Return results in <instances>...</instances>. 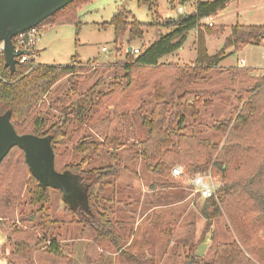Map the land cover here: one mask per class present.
Masks as SVG:
<instances>
[{
    "label": "rangeland",
    "instance_id": "rangeland-1",
    "mask_svg": "<svg viewBox=\"0 0 264 264\" xmlns=\"http://www.w3.org/2000/svg\"><path fill=\"white\" fill-rule=\"evenodd\" d=\"M195 1L183 3L175 0V7L172 8L170 0H158L156 8L151 11L148 6L139 5L138 0H81L68 9L70 13L67 14L73 15L75 21L69 19L43 24L36 62L76 63L80 68L75 76H66L54 84L44 97L47 106L44 114L48 124L65 118L63 109L73 94V84L79 93H84L98 81H103L101 92L104 95L95 116L84 121L70 116L66 135L60 136L55 146L60 166L81 163L82 169L93 170L117 165L118 173L96 186L92 202L111 217L120 240L118 243L110 239L98 240L93 229L80 223L67 210L66 202L72 207L86 203L84 185L77 176L68 172L55 175V180L65 191L63 193L59 188L52 187L56 185L52 177L41 175L42 184L51 188L46 211L56 222L50 234L57 237L62 255L57 258L47 253L49 242L40 245L31 261L13 255L16 238L13 230L25 232L31 227L29 222L22 220L32 209L25 187L15 204L0 208V225L6 235V242L0 246V261L3 264H133L132 257L149 260L153 264H185L190 248L180 244L179 239L185 234L187 226L188 230H194L195 240L198 241L194 251L197 258L195 264H212L216 250L226 243L239 244L252 263L264 264L259 204L241 192L226 194L221 190L226 183H240L245 177L241 172L247 173L246 165L249 164L245 165L236 157L231 165L225 164V171L210 164L207 171L198 173L204 176L210 174L221 185L216 198L220 213L205 217L204 199L172 176V172L168 175L156 174L137 145L148 134L143 117L153 106V96L149 94L138 100L136 95L142 88L130 91L126 87L124 65L127 49L132 47L135 52L153 42L158 35L166 33L168 30L163 23L180 14L195 11ZM122 5L137 21L149 24L143 28L144 37L130 45L126 38L116 42L113 27L105 25ZM180 5L184 7L183 13L178 11ZM64 16L67 17L66 14ZM210 21L221 31L206 34L208 53L214 55L223 48L233 26H264V0H233L224 10L204 20L207 24ZM196 41L197 30L193 29L189 31L183 48L163 59V65L157 68L159 72L171 67L194 65ZM227 53L228 56L218 67L210 69L198 82L182 89V92H190L188 103H199L200 111L197 116L186 118V131L220 146L226 135L214 128L215 123L235 117L239 104L250 96L257 79L264 75L263 42L248 44L240 49L230 48ZM242 60L245 64H241ZM235 67L243 72L235 70ZM159 72L153 76H158ZM140 74L135 71L133 76ZM257 125L264 140V119L259 120ZM109 126L116 131L111 130L110 133ZM113 134L119 140L110 144ZM87 136L102 145L89 148L86 152H76V141ZM22 175L19 153L14 151L1 170L0 188L7 187L9 183L20 184ZM260 190L264 192V185ZM18 236L27 240L35 238V235L26 232ZM37 236L43 237L39 229Z\"/></svg>",
    "mask_w": 264,
    "mask_h": 264
},
{
    "label": "trees",
    "instance_id": "trees-1",
    "mask_svg": "<svg viewBox=\"0 0 264 264\" xmlns=\"http://www.w3.org/2000/svg\"><path fill=\"white\" fill-rule=\"evenodd\" d=\"M80 1L75 0L40 25L69 19L75 21L73 15H68L70 13L68 9ZM187 1L181 0L183 3ZM231 1L233 0H196L195 11L183 13L165 21L163 24L168 31L158 35L150 44L143 45L137 54L134 52V48L129 52L128 47L124 77L127 81L126 87L130 91L142 88L140 93H136L138 100L149 94L153 96V106L149 110V114L143 117L148 134L146 138L137 142L139 150L142 154L144 153L148 166L156 174L168 175L176 165H181L185 175L193 176L207 171L210 164L225 171V164L231 165L238 157L245 165L249 164L246 165L247 173H245L246 171L241 172L245 177L240 183H226L221 190L226 194L241 192L259 204L258 219L262 222L261 227L264 235V192L260 190L264 185V140L259 135V126L257 125L259 120L264 119V75L257 79L250 91V96L239 104L235 117L215 123L214 128L226 135L221 146L207 138L188 133L184 124L187 117H195L200 111L199 103H188L190 92H182V89L198 82L210 69L218 67L220 62L228 56V49H240L248 44L264 43L263 25H236L231 28V33L226 38L223 48L214 55L208 53L206 34L213 35L221 31L214 25H208L204 20L224 10ZM138 3L148 6L153 11L158 0H138ZM170 5L174 8L175 0H170ZM65 14L67 17L64 16ZM105 25L113 27L116 42H122L126 38L130 45L136 39L144 37L143 28L149 24L137 21L131 12L122 5L118 7L114 16ZM193 29L197 30V57L194 65L176 66L159 72L160 69L157 68L163 65L161 60L182 48L189 31ZM235 70L243 72L238 67H235ZM79 71L80 68L76 63L67 65L40 64L34 58L23 63L19 62L14 68L6 67L3 55L0 58V116L9 113L10 120L19 134H32L50 139L55 156V170L78 176L87 189V207H72L65 203L67 210L80 223L93 229L98 240L110 239L114 243H118L120 237L116 233L113 220L107 213L97 209L92 202L96 186L102 185L108 177L115 176L118 173L117 165H108L93 170L82 169L81 163L60 166L55 146L58 138L66 135L65 128L70 116L78 121L95 116L104 95L101 92L103 81H98L84 93H79L73 84L71 92L73 94L63 109L65 115L63 120L48 124L44 114L47 107L44 97L51 87L66 76H75ZM135 71L141 74L134 77ZM157 72H159L158 76H153ZM109 130L110 133L111 130L112 132L116 131L111 126H109ZM118 140L119 137L113 134L109 143L113 142L114 144ZM98 145L102 144L89 136L82 137L74 144V150L86 152L89 148ZM14 151L19 153V160L23 168L22 181L18 185L9 183L7 187L0 188V208H9L15 204L23 190L27 188L28 204L32 209L22 220L31 224V227L24 231L26 234L35 235V238L27 240L25 237L18 236L25 232L14 229L13 233H16V238L13 255L31 261L35 253L39 251L40 245L49 242L47 253L57 258L61 257L62 251L57 237L50 234L56 222L49 217L46 211L51 188L43 186L32 174L25 160V152L19 147H14L1 163L0 173L8 157ZM250 162H253L251 166ZM204 201L203 214L205 217H214L220 213L216 198H208ZM37 229L41 231L43 237L37 236ZM184 230L185 234L180 237L179 241L184 247L190 248L185 264H195L197 258L194 251L198 241L195 240L193 229L188 230L187 226ZM131 261L133 264H153L149 260H139L136 257H132ZM212 264L254 263L245 256L239 244L226 243L218 247Z\"/></svg>",
    "mask_w": 264,
    "mask_h": 264
},
{
    "label": "water",
    "instance_id": "water-1",
    "mask_svg": "<svg viewBox=\"0 0 264 264\" xmlns=\"http://www.w3.org/2000/svg\"><path fill=\"white\" fill-rule=\"evenodd\" d=\"M74 1L75 0H0V41L5 42V66L14 68L15 65L19 63L18 57L25 53L24 51L15 50L13 43V37L15 35L40 25L47 18ZM128 51L131 52L132 47H129ZM26 53L31 54V52ZM14 147H19L25 152L26 163L32 174L40 182L41 175L48 178L52 177L56 183V185L52 187L59 188L63 193L65 192L59 181L55 180V175L59 172L56 171L54 167L55 156L50 139L46 137H37L32 134L17 133L10 120V114L8 113L0 116V165ZM84 189L86 203L82 206L80 205L81 207H87V189L85 186ZM5 242L6 235L2 231L0 225V246ZM0 264L3 263L0 261Z\"/></svg>",
    "mask_w": 264,
    "mask_h": 264
},
{
    "label": "built area",
    "instance_id": "built-area-1",
    "mask_svg": "<svg viewBox=\"0 0 264 264\" xmlns=\"http://www.w3.org/2000/svg\"><path fill=\"white\" fill-rule=\"evenodd\" d=\"M178 11L183 13L184 7L180 5ZM209 18H206V20H209ZM208 25H213V22H208ZM43 32V25H38L22 31L13 37L15 50L25 52L18 57L19 62L23 63L31 58L37 59V49ZM4 50L5 42L0 41V58L4 55ZM26 52H31V54H27ZM135 52L138 53L139 49H136ZM241 64H245V61L242 60ZM172 176L184 182L194 194H197L203 199L217 198L218 188L221 185L220 183H216L210 174H207V176L200 174L189 176L184 174L181 166H176L172 169Z\"/></svg>",
    "mask_w": 264,
    "mask_h": 264
},
{
    "label": "crops",
    "instance_id": "crops-1",
    "mask_svg": "<svg viewBox=\"0 0 264 264\" xmlns=\"http://www.w3.org/2000/svg\"><path fill=\"white\" fill-rule=\"evenodd\" d=\"M220 14H222V13H220ZM182 48H183V47H182ZM182 48H180V50H181ZM164 58H165V57H164ZM164 58H163V59H164ZM163 59H162L161 61H163Z\"/></svg>",
    "mask_w": 264,
    "mask_h": 264
}]
</instances>
